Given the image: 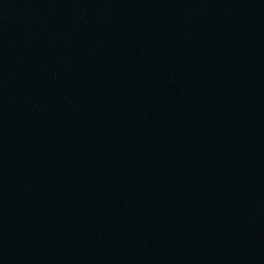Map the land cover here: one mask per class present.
<instances>
[{
  "label": "water",
  "instance_id": "95a60500",
  "mask_svg": "<svg viewBox=\"0 0 264 264\" xmlns=\"http://www.w3.org/2000/svg\"><path fill=\"white\" fill-rule=\"evenodd\" d=\"M0 264H264V0H0Z\"/></svg>",
  "mask_w": 264,
  "mask_h": 264
}]
</instances>
